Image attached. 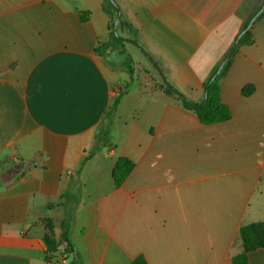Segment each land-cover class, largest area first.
Masks as SVG:
<instances>
[{
    "label": "crops",
    "instance_id": "1",
    "mask_svg": "<svg viewBox=\"0 0 264 264\" xmlns=\"http://www.w3.org/2000/svg\"><path fill=\"white\" fill-rule=\"evenodd\" d=\"M261 1L115 0L140 55L197 103ZM103 2L0 0V264H233L241 226L264 222V19L221 82L232 118L204 125L159 70L157 84L131 78L96 52ZM119 158L135 168L117 187ZM67 216L75 253L61 260L43 238L52 226L61 240ZM248 260L264 264V248Z\"/></svg>",
    "mask_w": 264,
    "mask_h": 264
},
{
    "label": "trees",
    "instance_id": "2",
    "mask_svg": "<svg viewBox=\"0 0 264 264\" xmlns=\"http://www.w3.org/2000/svg\"><path fill=\"white\" fill-rule=\"evenodd\" d=\"M264 0H262L255 12L250 16L243 26L242 31L236 38L231 49L225 55L221 63H225L222 71L217 75L221 63L217 64L211 71L207 80L204 83V91L206 99L202 102L197 103L179 92L174 86L169 83H161L160 88L165 94L177 99L181 107L187 111L193 112L198 117L199 121L204 125H213L229 121L232 118V111L229 105L225 104L221 100V82L223 78L228 74L233 60L243 46H248L254 43V36L252 33L253 26L245 31L252 18L263 8ZM103 10L109 17V39L107 42L100 43L96 49V52L100 56H104L107 52L112 51H125L126 45H136L137 42V30L134 26L124 17L120 7L115 0H104ZM81 21H88L89 14L87 12H81ZM264 19V10L257 20ZM116 21H118V32L117 36L114 32ZM148 60L152 63L156 70H160L158 63L153 59L150 54L145 53ZM162 73V72H161ZM129 75L132 78V70L129 71ZM255 91L254 85H247L243 88L242 94L245 97H249ZM116 109V104L111 108V111ZM109 114H107L108 116ZM105 116V118L107 117ZM110 122H103L99 127V135L97 138L96 145L90 155L85 159L84 163L88 158L95 153L102 143H106L110 134ZM135 163L126 158H119L113 169V179L115 185L120 187L130 173L134 170ZM73 219L67 216L66 224L64 225L61 240L56 241L51 237L52 226H50L49 232L44 236L43 240L47 246L48 253H56L58 246H63L64 251L67 254H74L75 250L71 240V224ZM239 236L242 240L243 251L239 255L233 258V264H249L248 254L260 248H264V222L253 223L249 225L241 226L239 230ZM71 264H77L73 262ZM131 264H148L143 256L137 257Z\"/></svg>",
    "mask_w": 264,
    "mask_h": 264
},
{
    "label": "rangeland",
    "instance_id": "3",
    "mask_svg": "<svg viewBox=\"0 0 264 264\" xmlns=\"http://www.w3.org/2000/svg\"><path fill=\"white\" fill-rule=\"evenodd\" d=\"M107 54L117 67L124 69L128 73L132 70V76L150 80L153 84L159 83L160 76L158 72L145 57L140 55L137 46L128 44L123 52L117 50L107 52L106 55ZM56 252L61 260H63L65 258L64 255L67 254L63 246H58Z\"/></svg>",
    "mask_w": 264,
    "mask_h": 264
},
{
    "label": "water",
    "instance_id": "4",
    "mask_svg": "<svg viewBox=\"0 0 264 264\" xmlns=\"http://www.w3.org/2000/svg\"><path fill=\"white\" fill-rule=\"evenodd\" d=\"M264 10V6L263 8L252 18V20L250 21L249 25L247 26V28L245 29V31H248L254 24V22L257 20V18L261 15V13L263 12ZM114 32L117 36H119V32H118V21H116V24H115V28H114ZM224 62L221 63L220 67H219V70L217 72V75L222 71L223 67H224ZM161 76H162V79L165 83H167V81L165 80V77L162 73H160ZM205 99H206V94H205ZM2 176L4 178H7V179H10V180H13L17 177V173L14 169H10L8 170L7 172H4L2 174Z\"/></svg>",
    "mask_w": 264,
    "mask_h": 264
}]
</instances>
